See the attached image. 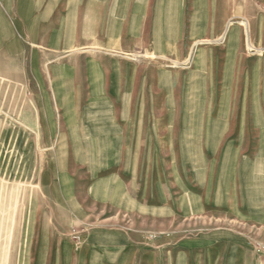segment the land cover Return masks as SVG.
<instances>
[{
    "label": "rangeland",
    "instance_id": "rangeland-1",
    "mask_svg": "<svg viewBox=\"0 0 264 264\" xmlns=\"http://www.w3.org/2000/svg\"><path fill=\"white\" fill-rule=\"evenodd\" d=\"M93 1L0 0V264H264V0Z\"/></svg>",
    "mask_w": 264,
    "mask_h": 264
},
{
    "label": "crops",
    "instance_id": "crops-1",
    "mask_svg": "<svg viewBox=\"0 0 264 264\" xmlns=\"http://www.w3.org/2000/svg\"><path fill=\"white\" fill-rule=\"evenodd\" d=\"M98 3V0H94L91 2L89 6V10L86 9L87 11H90L92 18L95 17L97 13V8L96 5ZM112 94V91L110 92ZM95 114V115H93ZM92 119L88 123V128H89V136H90V145H88L87 141L83 144L80 140L76 141L77 143H74L75 145H71L70 142L68 143V147H85L88 151L89 155V160L88 162L92 166V168L95 170V173L97 175H106L104 178L105 179H110L111 177L113 178H120L122 175V164L124 159L122 158L125 153V148H127L126 141L128 139L124 140V137H126L130 131V125H122L121 121L119 119L120 123H117V114L113 115H108L109 119L104 120V119H98L99 114L93 113ZM123 115V114H121ZM120 117V116H119ZM132 121V120H131ZM133 122V121H132ZM133 130V129H132ZM135 131L138 133V129ZM138 134L136 135L137 138ZM105 145L108 147V150L106 152H102L97 149H103V146ZM90 148V150H88ZM112 148L113 149H119L117 152H120L121 155H116L115 153H112ZM122 149V150H121ZM86 154V156H88ZM101 164H104L101 167H98ZM95 179L97 177L95 176Z\"/></svg>",
    "mask_w": 264,
    "mask_h": 264
}]
</instances>
